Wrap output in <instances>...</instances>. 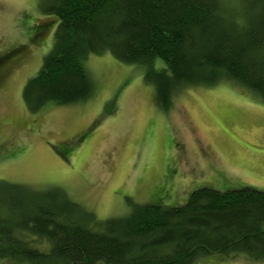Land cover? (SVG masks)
Listing matches in <instances>:
<instances>
[{
	"label": "trees",
	"instance_id": "16d2710c",
	"mask_svg": "<svg viewBox=\"0 0 264 264\" xmlns=\"http://www.w3.org/2000/svg\"><path fill=\"white\" fill-rule=\"evenodd\" d=\"M44 4L43 13L60 22L52 50L23 91L31 112L49 102L89 100L94 83L85 62L106 52L145 66L146 80L167 110L181 90L223 80L264 101V0ZM158 60L165 68H156ZM0 187V259L13 264H195L238 253L264 260V193L256 190L203 188L184 206H135L126 217L98 223L60 189ZM30 237L48 241L50 252L34 248Z\"/></svg>",
	"mask_w": 264,
	"mask_h": 264
},
{
	"label": "rangeland",
	"instance_id": "374dc122",
	"mask_svg": "<svg viewBox=\"0 0 264 264\" xmlns=\"http://www.w3.org/2000/svg\"><path fill=\"white\" fill-rule=\"evenodd\" d=\"M44 1L0 0V185L60 189L98 223L126 217L135 206L181 207L203 188L264 193V101L236 81L185 88L167 110L145 66L106 52L85 62L94 83L89 100L31 112L23 91L60 22L43 13ZM29 240L50 252L48 241ZM195 264L264 260L238 253Z\"/></svg>",
	"mask_w": 264,
	"mask_h": 264
}]
</instances>
